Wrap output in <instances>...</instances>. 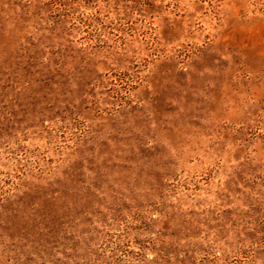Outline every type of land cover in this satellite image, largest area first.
Here are the masks:
<instances>
[{"label":"rangeland","instance_id":"rangeland-1","mask_svg":"<svg viewBox=\"0 0 264 264\" xmlns=\"http://www.w3.org/2000/svg\"><path fill=\"white\" fill-rule=\"evenodd\" d=\"M0 264H264V0H0Z\"/></svg>","mask_w":264,"mask_h":264}]
</instances>
